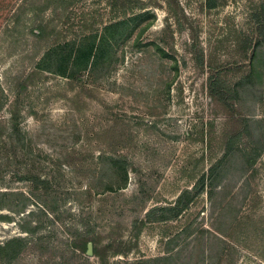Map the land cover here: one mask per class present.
I'll return each instance as SVG.
<instances>
[{"label":"rangeland","instance_id":"374dc122","mask_svg":"<svg viewBox=\"0 0 264 264\" xmlns=\"http://www.w3.org/2000/svg\"><path fill=\"white\" fill-rule=\"evenodd\" d=\"M20 1L0 0V194L22 192L35 204L18 213V203L7 202L11 196L0 201V245L26 238L18 257L0 258V264L64 262L57 247L69 236L66 225L93 230L95 218V236L114 239L115 245L121 237L125 249L133 244L129 262L159 256L165 240L179 232L173 264H264L253 255L263 251L264 139L250 189L249 173L240 168L242 154L230 151L221 188L211 197L205 188L182 216L146 223L136 240L128 225L134 209L129 196L140 185L148 207L171 204L221 157L227 140L244 130L252 139L264 134V35L252 18L264 11V0H216L212 9L205 0H135L155 14L139 36L142 45L135 43L136 30L114 45L107 62L90 68L83 57L76 58L64 75L36 70V56L50 46H63L68 58L77 46L86 48L102 26L118 19L119 7L109 0H68L62 11L15 18ZM117 1L120 6L123 0ZM134 6L132 12L142 10ZM36 14L52 21L43 38L30 33ZM46 66L59 68L48 61ZM217 74L236 87L233 108L209 91L210 76ZM13 124L21 139L7 141L3 126ZM102 152L126 158L128 186L87 195L83 192L101 166ZM25 169L50 180V196L59 203L60 215L62 210L60 224L49 215L28 218L41 228L30 235L21 225L41 192L22 179Z\"/></svg>","mask_w":264,"mask_h":264},{"label":"trees","instance_id":"16d2710c","mask_svg":"<svg viewBox=\"0 0 264 264\" xmlns=\"http://www.w3.org/2000/svg\"><path fill=\"white\" fill-rule=\"evenodd\" d=\"M111 1L114 8L119 7L118 11L116 12V18L118 17V19L102 26V30L98 38L96 35H93L94 39L86 48L77 46L74 50H72L71 55L73 56L70 55L69 58L67 57V53L62 50L63 46L48 47L44 50V52H40L36 56L34 61H36V59H39L36 63L34 62V67L36 68V70L46 71L57 75H64L65 69L68 67V65L71 66L76 58L78 60H81L82 57L84 61L91 64L90 68H96L98 65H101L109 60L114 52V45L117 42L125 37H128L129 35H132L136 30L138 34L134 39L135 43L141 44L142 42L140 41L139 36L145 31L148 26L152 25L151 23L155 18V14L152 13L151 9H148L146 7L143 8L142 4H140L139 2H135V0H123L120 6L118 5L117 0H109L110 3ZM67 3L68 0H21L15 10H13L12 16L18 18L19 14H29L32 12L43 14L48 11V9L52 11H62L66 7ZM127 3H130L131 6L127 7ZM135 4L138 5L142 10L138 12H132L131 10L135 8ZM216 6V0H205L206 8L212 9L216 8ZM260 13L264 14V11H261ZM259 14L258 12L252 13V18L259 26L257 30L264 35V19L259 21ZM36 17L37 18L35 19V24L31 27L30 33H33V31H35V37L43 38L44 34L48 31L49 26L52 27V21H46L45 17L39 19L37 14ZM96 38L97 41H95ZM151 43L156 50H158L161 54L163 53V50H160L161 48L156 46L154 42ZM144 45H148V43H144ZM165 55L166 54H164L163 56ZM53 57H55V60L51 59ZM71 58L73 59V61L71 60V62H69V59ZM47 61L59 68L52 69L49 66H46ZM75 64L76 61L73 65ZM84 67L85 66H83L81 69L84 70ZM235 88V85H232L228 80L219 76V74L210 76L209 91L224 106L233 108L234 104L231 99H233V94L236 93ZM229 101H231V104H229ZM13 116H16L15 112H13ZM15 125L16 124L11 125V128H7V126L5 125L3 126L4 129L7 130V136L4 137L7 141H13L14 137L21 139V137L19 136V134H21V131ZM245 131L246 130L239 131L235 135V137H233L229 141L227 140L221 157L218 158L208 168L206 173H203L199 181H197L191 189H185L181 191L175 198L173 203L148 207L147 197H140V195H142L145 190L144 185H140L139 189L129 196L134 205L132 206L134 207V209L132 210V213L130 215L131 219L128 224L132 228L133 234L131 236L135 237L136 240L138 229L141 226H144L146 223H163L172 221L179 216H182V214L190 207V205L196 202L197 197L205 188H207V194L209 195V197H211V194L214 193V191L221 188L219 187L220 183L223 181L221 173L223 172L224 166L230 164V155L232 154L229 153L230 151L233 152L235 150L236 152L238 151L242 154L240 160V168L242 170V173H249L248 177L250 176V180L246 182V186L247 189H250L252 184L251 180L254 178V166L259 156L258 144L261 140L264 139V134L256 135L254 140L252 139L251 134L249 136L248 131H246V138L245 140H243ZM99 162L101 164L100 168L98 167L96 169V175H94L92 181L88 182V188H86L83 193L91 195L92 193L105 194L109 192L111 193L125 190L128 186V174L130 172V165L128 161H126V158L115 157L112 154H108L107 152H102V154H100L99 156ZM22 174H25L22 176V179L27 180L29 184L32 185L34 191H40L42 193V196L41 193L36 194V197L38 199L35 205L36 208L34 210H29L28 213L24 215L26 217L25 221L27 222L21 225V230L28 235L33 234L36 231H40V225L31 226V222L28 220V218L33 215H49L53 220L55 218L57 223L60 224V216L62 215V210L60 215L59 203L53 198V196H50V194L52 193V184L50 180L32 169H25V172ZM106 175L109 177V180L102 181L103 176ZM93 185L97 188H93ZM248 193L249 190L245 192L243 200L247 198ZM6 196H11L7 199V202H9L10 204L15 206L16 203H18V205H16L18 213H24L29 204H35L29 199V197L23 195L22 192L0 194V201L6 199ZM14 196H21V199H19L18 201ZM44 197L46 200L43 199ZM48 198H50L49 201L47 200ZM19 202L22 203L19 204ZM97 220L98 219L95 218L93 221V230H88V225L85 224L74 226L70 223L66 225L69 236L58 244L60 246L62 245V247H57L58 249L56 248L57 251L62 250L61 257H64L65 261L60 263L56 262L55 264H91V256H89L88 254V242H90L91 244V254L92 257L96 259L97 264L174 263L176 251L173 250V248L178 245V239H180L179 232L173 234L165 240V248L163 250V253L159 256L151 258L136 257L134 261L129 262L127 252L132 243H129V246H126L127 249H125L122 246L125 241L121 237L119 239V242H117V245H115L114 239L108 238V240H104L99 236H95L93 233L95 230L94 228H96L94 226H97L98 228ZM109 222H111V220ZM111 225L112 222L108 225V227H110ZM92 227L90 226V228ZM186 229L187 228H185V230ZM70 234H72L73 236H71ZM70 238L72 239L69 241ZM25 246V237H16L11 240H7L4 245H0L1 260H5L8 262L14 261L21 254ZM262 246L263 251L259 252L258 250H256L253 255L264 262V240H262ZM117 256L118 258H115Z\"/></svg>","mask_w":264,"mask_h":264},{"label":"water","instance_id":"95a60500","mask_svg":"<svg viewBox=\"0 0 264 264\" xmlns=\"http://www.w3.org/2000/svg\"><path fill=\"white\" fill-rule=\"evenodd\" d=\"M92 252H91V244L89 243L88 244V254H91Z\"/></svg>","mask_w":264,"mask_h":264}]
</instances>
